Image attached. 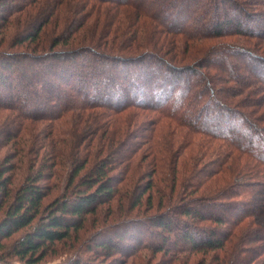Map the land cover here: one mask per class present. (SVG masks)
<instances>
[{"label":"trees","instance_id":"16d2710c","mask_svg":"<svg viewBox=\"0 0 264 264\" xmlns=\"http://www.w3.org/2000/svg\"><path fill=\"white\" fill-rule=\"evenodd\" d=\"M58 1L0 0V21L32 11L24 23L25 38L36 39L52 20L56 12L51 10L61 4ZM65 1L67 43L70 32L87 26L83 13L96 22L103 19L88 38L97 35L108 48L95 50L87 43L79 47L90 55L77 50L19 57L13 52L0 54V109L19 113V132L24 120L53 122L70 114L71 130L84 123L93 132L90 154L94 150L97 157L91 162L90 154L78 150L65 190L45 204L48 172L64 161L60 139L51 141L45 156L51 163L43 161L15 189L7 173L10 169L1 166L0 254L4 240L24 230L13 242V252L29 264L42 260L56 242L78 232L87 216L117 198L121 187L115 172L127 166L142 145L156 139L171 143V126L176 124L222 139L230 149L224 154L218 151L209 172L189 185L197 189L196 185L206 183L207 189L210 184L213 191H205L213 193L180 203L183 217L158 218V226L173 236L165 239L166 249L227 253L223 259L216 255L215 264H264V121L260 122L264 120V0ZM41 6L46 16L40 15ZM177 37L183 39L182 51ZM218 38L227 40L199 47V41ZM60 42L55 37L50 45ZM190 42L197 48L190 49ZM197 49L199 60L196 56L191 63L175 59ZM243 94L238 103L231 101L230 97ZM262 109L261 115H254ZM148 111L158 117L141 119ZM81 138L70 139L69 146H82ZM168 168L174 171L177 165L171 161ZM152 188L150 179L133 199V207L141 205ZM152 199L149 194V207ZM195 200L199 204L194 205ZM128 235L122 230L116 236ZM114 242L101 240L99 248H112Z\"/></svg>","mask_w":264,"mask_h":264},{"label":"rangeland","instance_id":"374dc122","mask_svg":"<svg viewBox=\"0 0 264 264\" xmlns=\"http://www.w3.org/2000/svg\"><path fill=\"white\" fill-rule=\"evenodd\" d=\"M59 2L61 4L53 6L51 10L54 13L56 12L54 16L52 15V20L43 27L36 39L25 38L24 23L27 17L33 14L32 11H26L21 15L14 13L8 17L6 23L0 21V54L13 52L19 57L54 50H77L80 53L90 55L89 50L85 51L86 48L79 47L87 45V43H90L91 49L106 51L109 46L107 42H104L106 40L102 41L103 38L98 39L97 35L93 39H89V36L92 35V27L95 23L98 25L102 23L103 19L96 22L95 17L89 16V14L86 16L83 13L81 14V19H86L87 26H82L80 29L70 32L71 36H69L70 39L67 43V26L63 27L64 17L67 15L63 12L66 1L60 0ZM71 5L73 6V4ZM41 8L40 15L46 16L47 11L42 6ZM254 8L257 9L258 7ZM69 15L71 14L69 13ZM68 19L70 20V18ZM55 37L60 39L61 42L53 47L50 43ZM177 39V48L182 51L184 46L180 40L183 39L181 37H177ZM224 40L227 39L218 38L207 42L199 41V47L208 44H211L209 47H212L213 44L216 45ZM190 43V49H193V46L195 49L197 48L198 45L196 46L194 42ZM178 55L175 59L179 61L183 59L185 62H190L195 56L197 60L202 57L198 49L194 51V54L189 52V54L186 53L183 56L182 52ZM21 61L28 62L29 58H23ZM218 75H221V73H218ZM245 95L230 98L236 104ZM260 112H263V109L255 112L254 115H261ZM146 114L148 115L143 114L141 119L158 117L155 112L148 111ZM126 115L128 116V113ZM19 117L17 111L0 109V167L4 166L10 169L7 173L10 175L12 187L15 189L25 180L28 174L34 173L43 161L51 163V160L45 156L50 150L51 141L60 139L58 140L59 147L65 151L66 156H63L64 161L61 165H55V168L48 172V178L44 182L45 185H48L49 194L44 198L43 204L49 203L65 190L71 160L79 157L76 155L78 150L90 154L92 150L90 144L94 137L93 132L90 128L85 129L86 125L84 123L71 130L74 120L71 119L73 117L70 114L53 122L41 119L24 120V129L19 132L20 123L18 122L22 120ZM107 119L108 121L112 120L110 117H107ZM171 128H174L171 133V143L165 145L156 139L153 144L150 142L147 145H142L137 154L130 159L128 165H123L118 172H115L119 187H121L117 198L110 204L104 205L102 209L100 208L96 214L87 216V220L78 232H73L66 240L56 242L43 259L34 264H196L202 260H205V264H215L216 260L214 261L213 258L218 254L223 259L227 253L220 250L217 252L194 253L184 249L172 251V249H166V245H164L166 243L165 239L173 236L158 226V218L161 215L183 217L178 212L180 203L191 201L194 196L203 193L206 195L213 193L206 192L208 190L213 191L210 184H208L207 189L206 183L196 185L197 189L189 187V185L191 182L196 184L199 181V175H206L209 172L210 163L216 159L218 151L224 154V151L230 149L227 145L228 142L222 139L193 133L184 127H178L176 124H173ZM159 134L161 133L159 132ZM81 136L79 144L82 142V146H69L70 139L74 142ZM62 139H65L64 143L61 142ZM67 151H69V154ZM70 151L72 155H70ZM95 155L96 153L93 150L92 155L90 154L91 162L97 157ZM171 161L177 165L174 171L168 168ZM153 166H156L157 169L155 170ZM173 176L175 180H173ZM122 177H124L123 180H121ZM150 179L153 181V188L145 192L141 205L133 207V199L146 189ZM184 187L188 188L185 190ZM149 194H152L153 197L150 207L147 203ZM193 203L194 205L199 204L196 200ZM204 224L214 225L212 222ZM122 230L129 232L126 238H120L123 242L116 236ZM143 230H145L144 233H140ZM23 231H19L4 240V252L0 254V264H29L26 260L16 256L12 247L15 239ZM109 238L113 242L115 241L111 244L114 246L112 248H109V246L99 248L102 246L98 243Z\"/></svg>","mask_w":264,"mask_h":264}]
</instances>
